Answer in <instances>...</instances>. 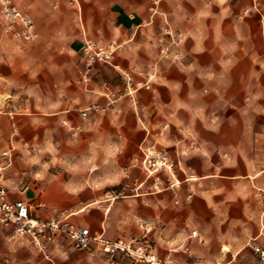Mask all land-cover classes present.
Masks as SVG:
<instances>
[{"label":"crops","instance_id":"0c3cea01","mask_svg":"<svg viewBox=\"0 0 264 264\" xmlns=\"http://www.w3.org/2000/svg\"><path fill=\"white\" fill-rule=\"evenodd\" d=\"M30 12L75 35L61 54L57 38L39 39L31 51L50 47L40 69L6 68L0 37V147L16 149L8 200L42 220L67 214L106 240L145 238L167 264H264V0ZM165 26L179 44L161 59ZM85 43L121 47L87 67ZM151 152L163 157L153 170L142 167ZM11 236L0 225V264H143L61 235L44 251Z\"/></svg>","mask_w":264,"mask_h":264},{"label":"built area","instance_id":"2783aa9c","mask_svg":"<svg viewBox=\"0 0 264 264\" xmlns=\"http://www.w3.org/2000/svg\"><path fill=\"white\" fill-rule=\"evenodd\" d=\"M0 17L3 21V31L10 34L17 41L30 42L35 38L34 25L29 14L21 12L14 0H0ZM170 27L165 26L156 37L159 54L166 58L170 47L175 43ZM112 46L109 49L112 50ZM87 55L86 66L94 61L109 60L111 51L99 49L94 51L91 45L85 43L82 48ZM87 72H85V75ZM85 117L86 113L82 112ZM24 146H28L24 143ZM12 147H0V225L12 229L11 238L30 239L39 251H44L45 244L54 240L56 235H61L70 240L74 247L80 251H89L93 245L99 248L100 253L108 260L113 261L116 256L123 255L133 262L143 264H167L157 259L153 248L145 238L124 240H106L98 235H93L87 228L72 224L67 214H59L50 219H38L32 216L31 206L24 201L11 202L7 198V190L3 184L5 170L12 164ZM157 162L151 167L159 166L163 157L157 155ZM144 163L146 160L143 161ZM150 163V161H148ZM162 165V163H161ZM144 228V227H143ZM145 233L147 230L144 228ZM196 236L195 232L191 233ZM258 258L264 261V251L257 252Z\"/></svg>","mask_w":264,"mask_h":264},{"label":"rangeland","instance_id":"374dc122","mask_svg":"<svg viewBox=\"0 0 264 264\" xmlns=\"http://www.w3.org/2000/svg\"><path fill=\"white\" fill-rule=\"evenodd\" d=\"M15 5L18 7V9L21 12H25L27 14H29V16L31 17L32 21H33V25H34V33H35V38L30 41V42H24V41H17L15 39H13L11 37L10 34H7L3 31V21L0 17V37H4V39L6 40V43L8 46H6V52H5V57H4V61H5V67L6 68H11L14 67V65L16 63H20L21 66L23 68H27V65L30 62H35L36 66L38 69L41 68V66H43V63L41 62V60H44V53H46V49H50L49 46H41L38 47L37 50L34 52L31 51V48L34 46L35 43H37L39 41V39L42 38H50V39H54L57 38L59 40V44L53 46V50L56 53H65L66 50H68V43L70 41L71 38H73V36L75 35V33L72 30H63L61 28H57L55 29L54 27H51V23L54 22V19H49V22L46 23L41 22L40 25H37L31 15V9L34 10L36 12L37 17H40V13L47 8V11L51 12H58L60 11L61 8H75L78 9L80 5L82 4H89V0H14ZM104 5V3L102 4ZM171 29V28H170ZM172 30V29H171ZM161 31V30H160ZM160 31L158 32V34L160 33ZM174 44L170 47V53L166 58H161L160 54H159V49H158V55L161 59H167L171 56L172 54V49L175 48L178 44H179V35L174 32ZM157 34V35H158ZM155 36V42H156V37ZM85 45V44H84ZM89 45H91L92 49L94 51H99V49L102 50H109L111 51V53L109 54V58L112 57L116 51H118L120 49L119 46L114 45V43L108 45H102V46H98V45H92L89 43ZM157 45V43H156ZM112 46V50L109 49V47ZM117 46V47H116ZM158 48V45H157ZM81 54L83 57L86 58V63H87V55L83 52V50H81ZM15 62V64H14ZM100 62V61H94L92 62ZM87 72V71H86ZM88 77V72L85 75V73L83 74V78L82 81H86ZM24 146V143H23ZM28 147V146H25ZM16 151V149L13 150L12 152V164L10 167H8L5 172H4V177H3V184L5 181V175L7 173L8 170H10L11 168H13L14 166V160H13V154ZM160 155V154H156L155 152H151L149 154H147L143 160H142V167H147L149 170H153L154 168L151 167V164H155V162H157V158L156 156ZM146 160V162L144 163L143 161ZM150 161V163L148 162ZM144 170H146L144 168ZM146 173H148V171H145ZM153 171H151L152 173ZM149 174V173H148ZM5 186V185H4ZM6 188V187H5ZM7 190V189H6ZM28 203V202H26ZM30 205V203H28ZM31 206V205H30ZM32 207H31V212H32Z\"/></svg>","mask_w":264,"mask_h":264},{"label":"bare ground","instance_id":"6f19581e","mask_svg":"<svg viewBox=\"0 0 264 264\" xmlns=\"http://www.w3.org/2000/svg\"><path fill=\"white\" fill-rule=\"evenodd\" d=\"M158 164L161 166V163L158 161Z\"/></svg>","mask_w":264,"mask_h":264}]
</instances>
